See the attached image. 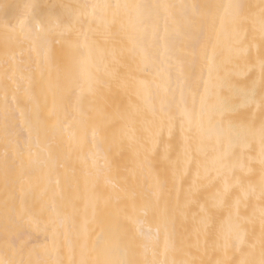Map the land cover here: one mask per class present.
<instances>
[{
  "label": "snow or ice",
  "instance_id": "obj_1",
  "mask_svg": "<svg viewBox=\"0 0 264 264\" xmlns=\"http://www.w3.org/2000/svg\"><path fill=\"white\" fill-rule=\"evenodd\" d=\"M61 7L67 11L57 15L41 12L36 3H26L17 24L5 23L6 45L9 41L27 44L31 51L37 52L42 45L46 47L58 38L68 44L72 54L80 51L83 58L81 46L67 40L75 33L83 39V49L88 50L89 59L93 50L97 56L87 73L79 76L68 73L63 83L59 77L56 80L49 78L50 104L46 102L43 107L37 104L26 115L21 113L26 135L6 127L5 185L12 177L24 176L36 168L47 176L58 167V158L51 151H47L46 158L41 160L36 149L49 133L54 136L63 123L61 98L58 96L61 88L76 95L73 119L82 128H87L97 117L120 124L121 143L127 140L129 150L134 152L143 167L150 162L147 156L143 161L139 160L141 149L145 148L135 130L141 106L132 105L113 117L103 104L106 94L114 89L134 93L154 117L159 114L170 133L179 125L183 161L187 165L185 171L194 169L195 176L184 202L178 193L174 206L164 198V185L159 177L156 178L153 198L144 201L139 208L145 216L152 213L156 219L155 231L152 227L145 228L136 218L134 197L131 198L133 214L129 215L123 208L117 209V214L123 213L135 230H114L105 210L127 199V193L118 189L113 196L102 200L93 185L91 216L86 214L83 223L74 227L71 234L64 233L63 237L53 228L50 243L46 241L43 245L48 259H41L38 255L32 259L35 250L29 253V259H24V248L15 240L7 239L0 249V264H264V0H259L258 5H246L241 0L215 5L175 4L169 0H97ZM255 8L259 9L258 14ZM205 22H210L218 37H224L228 62H234V68L241 64L247 67L248 83L234 87L230 80H220L218 76L214 79L213 64L203 91H200L199 83L187 86L192 95L189 106L184 102L185 64L196 54L198 33ZM114 32L123 33L126 44L119 57L113 52L109 59L97 37L106 41ZM157 48L162 51H153ZM5 56L6 79L12 83L28 81L25 92L31 96L30 70L20 66L15 54L6 51ZM144 73L151 79H146ZM173 77L182 100V104L176 107H173ZM4 97L7 114V86ZM89 98L85 109L84 101ZM144 131L151 140L152 129L145 127ZM106 132L107 128L103 126L93 128L97 148L105 142ZM83 142L82 137L80 144ZM93 164L95 166L96 161ZM102 167H108L106 159ZM213 177L210 189L214 191L210 192V199L218 209L227 212L214 234L211 246V251L217 254L214 262L198 258L200 254H208L212 223L210 214L196 198L201 191V179ZM113 188L117 186L113 185ZM121 192L125 193L124 196ZM193 205L199 206L201 212L191 218V233L178 236L175 218L180 215L187 219L188 210ZM257 223L258 232L255 230ZM202 235L205 238L203 248Z\"/></svg>",
  "mask_w": 264,
  "mask_h": 264
},
{
  "label": "bare ground",
  "instance_id": "obj_2",
  "mask_svg": "<svg viewBox=\"0 0 264 264\" xmlns=\"http://www.w3.org/2000/svg\"><path fill=\"white\" fill-rule=\"evenodd\" d=\"M29 2L38 4L43 13L53 12L60 15L67 11L61 7L62 5L75 6L97 2V0H0V249L3 248L5 240L13 239L18 246L24 248V259H29V253L33 250L35 254L31 256L32 259H36L37 255L41 259H48L49 257L44 255L43 245L46 241L50 243L52 229H57L63 237L64 233L71 234L74 227L78 228L83 223L86 214L91 216L93 185H95V193L102 200L113 196L118 189H124L127 193V199H122L118 205L114 204L105 210V215L110 217V226L114 230L118 232L135 230L123 213L117 214V209L123 208L129 215H132L131 198L134 197L137 205L136 218L143 222L145 228L152 227L155 231L156 219L152 213L149 212L145 216L139 212V208L144 201L153 198L156 178L159 177L164 185V198L171 206H174L178 193L181 202H184L195 172L194 169H188L187 173L185 171L187 165L183 161L179 125L170 133L167 123H162L159 114L154 117L148 106L137 99L134 93L114 89L106 94L103 104L108 114L113 117L132 105L141 106L142 111L135 123V130L136 136L145 148L141 149L139 160L143 161L147 156L150 164L141 167L134 152L129 150L127 140L121 143L122 126L120 124L97 117L89 122L87 128H82L73 119L76 95L69 94L61 88L58 90V96L61 98L63 123L54 136L49 133V136L36 149L41 160L46 158L47 151H51L58 158V167L55 172L47 176L42 170L36 168L24 176L12 177L8 185H5L3 162L6 127L12 132L26 135L24 118L21 113L26 115L37 104L41 107L46 102L50 104L51 96L47 87L49 78L56 80L59 77L63 83L68 73L73 76L87 73L91 62L97 56L93 50L91 60L89 59L88 50L83 49V39L78 38L75 33L69 35L67 40L73 45L81 46L83 58L80 51L72 54L68 44L58 38H54L46 47L42 45L37 52L31 51L27 44L9 41L6 45L5 23L17 24L24 11V5ZM99 2H104V0H99ZM169 2L215 5L226 3L228 0H169ZM241 2L246 5L259 4L255 0H241ZM256 9L254 11H259ZM84 30H87V25L84 26ZM97 39L101 47L106 50L109 59L113 52L119 57L121 48L126 44V37L123 33L114 32L107 37L106 41L102 37H97ZM6 51L16 55L22 68L30 70L31 96L25 92L28 81L17 80L16 83H12L10 79H6ZM153 51H162V48L153 49ZM195 52V56L189 57L185 64L187 85L184 102L189 106L192 104V95L187 91V86L199 83L200 91H203L204 81L208 80L209 69L213 64L214 79L218 76L220 80H230L234 87H242L248 83L247 67L241 64L239 68H234V62H228L224 37L217 36V31L212 28L210 22H205L198 33ZM46 56L47 59H45ZM8 75L10 77L11 72ZM142 75L146 79H151L147 73ZM256 75L258 77V72ZM5 86L8 91L7 114L5 113ZM171 87L175 89L173 107H176L182 104V100L175 77H173ZM13 96H15V102ZM90 99L84 101L85 109ZM96 126L107 128L105 142L99 148L95 145L92 135L93 128ZM145 127L152 129L151 140L147 139ZM82 137L84 142L81 145ZM9 159H11V153ZM105 159L108 162L106 168L102 167L105 165ZM93 161H96L95 166ZM106 180L110 182L106 183ZM213 180L214 177L201 179V191L196 198L210 214L212 223L207 244L208 254H200L198 258L211 259L214 262L217 259V254L211 251L214 234L223 223L227 212L218 209L210 199V192L214 191L210 189ZM113 185L117 188L114 189ZM120 194L124 196L125 193ZM241 211L244 212L245 209L242 208ZM250 211L251 209H248V212ZM200 212V207L193 205L188 210L187 219L180 215L176 216L174 227L178 236H187L191 233V218ZM90 227L94 228L95 225H90ZM255 230L259 231L258 223ZM204 239L202 235V248L205 246ZM161 251H163L162 245Z\"/></svg>",
  "mask_w": 264,
  "mask_h": 264
},
{
  "label": "rangeland",
  "instance_id": "obj_3",
  "mask_svg": "<svg viewBox=\"0 0 264 264\" xmlns=\"http://www.w3.org/2000/svg\"><path fill=\"white\" fill-rule=\"evenodd\" d=\"M255 1H257L256 3L258 4L259 0H255ZM255 5H256V4H255ZM257 9H258V8H257ZM257 9H256V10H257ZM257 11H258V10H257ZM257 11H255V12L257 13ZM258 12H259V11H258ZM257 14H258V13H257Z\"/></svg>",
  "mask_w": 264,
  "mask_h": 264
}]
</instances>
